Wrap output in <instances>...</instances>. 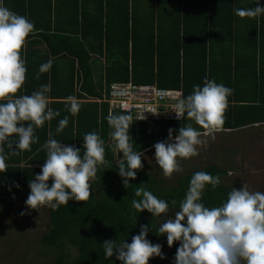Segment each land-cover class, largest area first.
I'll return each mask as SVG.
<instances>
[{"label":"trees","instance_id":"obj_1","mask_svg":"<svg viewBox=\"0 0 264 264\" xmlns=\"http://www.w3.org/2000/svg\"><path fill=\"white\" fill-rule=\"evenodd\" d=\"M258 2L264 5V0ZM4 3L35 25V31L26 38L22 49L27 72L24 85L16 95L30 94L41 84L50 82L49 106L59 110L60 115L36 129L39 140L31 145V151H18L9 156L8 169L0 173V211L14 204H25L30 192L28 181L40 172L46 158L41 145L49 132L66 145L81 147L83 135L95 130L108 143L110 129L105 116L111 112L109 104L90 99L102 96L112 82H126L130 78L139 84L181 88L186 96L194 84L202 86L207 76L234 90L224 113V129L264 123L261 61L264 15L240 17L234 11L256 6L255 0H4ZM219 45L221 67L220 73L214 76L210 55ZM92 54L103 55L111 61L104 69L101 84L95 83L92 77ZM49 59L53 61L50 71L36 79L39 65ZM241 75L247 78V81L241 78L242 84L235 79ZM70 95L81 101L75 116L68 112L65 103ZM66 115L67 127L56 134L59 119ZM134 120L129 134L134 149L141 152L165 139L170 127L174 130L173 136L180 126L188 123L201 133L206 132L187 118ZM6 151L9 150L6 148ZM106 160L110 167L97 172L87 201L69 200L55 211L44 207L47 221L38 242L42 253L48 252L51 257L41 264H122L115 253L111 257L103 256L102 243L106 239L130 242L132 235L138 234L140 224L150 225L147 238L160 243L165 254V259L150 257L148 264H173L178 242L169 247L166 236L156 235L153 230L155 225L158 227L164 219L174 216L178 206L161 214L156 221L147 210L138 213L131 208V201L139 199L134 195L135 188L143 186L159 198L179 202L192 174L203 170L221 178L216 189L206 187L202 196L205 205L218 206L231 190L223 183L227 170L216 164L188 169L173 180L156 171L140 169L135 179L129 181L131 186L125 188L110 147L106 148Z\"/></svg>","mask_w":264,"mask_h":264},{"label":"clouds","instance_id":"obj_2","mask_svg":"<svg viewBox=\"0 0 264 264\" xmlns=\"http://www.w3.org/2000/svg\"><path fill=\"white\" fill-rule=\"evenodd\" d=\"M255 2L254 7L234 11L240 17L259 18L264 15V5L258 0ZM34 31L35 25L28 17L10 10L4 0H0V173L8 169L10 155L31 151V145L39 140L36 129L60 115L59 110L49 106L50 82L41 84L30 94L16 95L24 85L27 72L22 49L26 38ZM52 63L49 59L40 64L35 78L49 72ZM233 91L205 76L202 86L194 84L190 94H179L170 109L176 119L194 121L206 130L205 134L214 136L225 130L224 113ZM65 103L72 116L79 113L81 101L77 97L70 95ZM105 119L110 129L107 144L95 130L83 135L81 147L66 145L49 132L48 139L41 145L46 151L44 163L34 179L28 181L30 192L24 201L28 210L48 207L55 211L69 200L87 201L97 172L110 167L106 160L107 147L115 154V167L123 186H131L129 181L143 168L141 157L144 155L134 149L129 134L135 120L130 111L109 112ZM68 123L67 115L59 119L56 134ZM173 131L168 128L167 137L152 145L155 163L164 176L181 171L180 159L199 155L198 148L204 143L201 131L192 123L180 126L175 136ZM220 184L218 174L196 171L179 202L159 198L143 186L135 188L134 195L139 199L131 201V208L138 213L147 210L156 221L161 214L178 206L174 216L164 219L158 227L154 224L155 230L151 225L156 235L166 236L169 247L174 241L178 242L173 264H264V192L251 191L243 184L239 189L232 187L218 206L205 205L202 196L206 187L214 190ZM20 214L24 215L25 211ZM149 231L150 225L140 224L138 234L132 235L130 242L104 240L103 256L111 257L115 253L122 264H148L150 257L165 259L162 245L147 238Z\"/></svg>","mask_w":264,"mask_h":264},{"label":"rangeland","instance_id":"obj_3","mask_svg":"<svg viewBox=\"0 0 264 264\" xmlns=\"http://www.w3.org/2000/svg\"><path fill=\"white\" fill-rule=\"evenodd\" d=\"M201 139L204 143L198 148L199 155L180 159L181 171L164 176L155 163L154 149L141 157L142 169L173 180L188 169L216 164L227 170L223 176L225 185L239 189L246 184L251 191L264 192V125L240 129L229 136L215 133ZM22 210L24 215L20 214ZM46 221L44 207L28 210L27 206L14 204L0 211V264H41L49 260L50 253H42L38 242Z\"/></svg>","mask_w":264,"mask_h":264},{"label":"built area","instance_id":"obj_4","mask_svg":"<svg viewBox=\"0 0 264 264\" xmlns=\"http://www.w3.org/2000/svg\"><path fill=\"white\" fill-rule=\"evenodd\" d=\"M105 91L102 96L91 100L106 102L111 109L120 112L130 111L134 119L144 116L140 120H178L170 108L182 93L181 88H163L155 83L139 84L129 78L126 82H112Z\"/></svg>","mask_w":264,"mask_h":264},{"label":"crops","instance_id":"obj_5","mask_svg":"<svg viewBox=\"0 0 264 264\" xmlns=\"http://www.w3.org/2000/svg\"><path fill=\"white\" fill-rule=\"evenodd\" d=\"M221 45H219L218 47L216 46L214 48V52L212 55H210V58L213 62V75L216 76L218 73H220V65L219 64V56H221V54H219L220 50H221ZM259 57V55L257 56V58ZM217 60V64L214 63L216 62ZM261 61H262V65H263V68H264V52L262 53V56H261ZM111 61H107L106 57L103 56V55H98V54H92L91 55V60H90V66H91V72H92V77L95 81V83L97 84H101L103 81H104V69L105 67L110 64ZM234 62V61H233ZM240 75V73L238 74ZM244 77L245 80L247 81V78L243 75H241V77H236L235 79H239V82L242 84V80L241 78ZM243 80V81H245ZM90 101H92L90 99ZM96 102V101H95ZM110 107V106H109ZM111 110V112H116L117 110H113L111 108H109ZM120 112V111H118ZM259 125H264V123L262 124H254V125H250V126H247V127H258ZM247 127H244V128H240V129H245ZM240 129H235V130H230V129H225V130H222L220 132H217V136H221V135H226V136H229L231 134H235V132L237 130H240ZM224 133V134H223ZM204 136H207V134H205V132L202 133L201 137H204ZM211 136V135H210ZM154 148L151 147V148H148L146 149L145 151H143V153L145 152H148V151H152ZM24 206H26L25 204H23Z\"/></svg>","mask_w":264,"mask_h":264}]
</instances>
